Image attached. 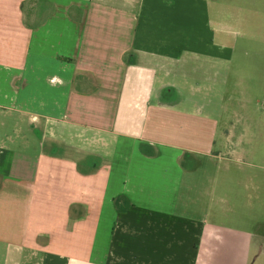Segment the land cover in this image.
I'll use <instances>...</instances> for the list:
<instances>
[{"label": "crops", "instance_id": "crops-1", "mask_svg": "<svg viewBox=\"0 0 264 264\" xmlns=\"http://www.w3.org/2000/svg\"><path fill=\"white\" fill-rule=\"evenodd\" d=\"M210 18L208 0H0V264L263 259L264 203L225 204L228 131L167 91L232 59Z\"/></svg>", "mask_w": 264, "mask_h": 264}, {"label": "rangeland", "instance_id": "rangeland-1", "mask_svg": "<svg viewBox=\"0 0 264 264\" xmlns=\"http://www.w3.org/2000/svg\"><path fill=\"white\" fill-rule=\"evenodd\" d=\"M208 2L212 25L220 23L234 47L232 59L217 64L220 74L170 75L167 91L183 95L188 108H202L228 131L234 151L227 156L225 204L231 215L249 218L252 205L258 199L264 203V0ZM250 264H264V257Z\"/></svg>", "mask_w": 264, "mask_h": 264}]
</instances>
